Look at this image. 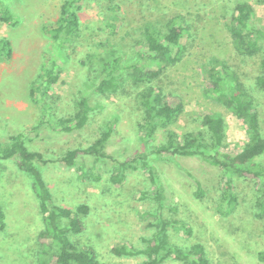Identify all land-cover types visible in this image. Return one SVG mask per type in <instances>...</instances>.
Wrapping results in <instances>:
<instances>
[{
	"label": "rangeland",
	"instance_id": "374dc122",
	"mask_svg": "<svg viewBox=\"0 0 264 264\" xmlns=\"http://www.w3.org/2000/svg\"><path fill=\"white\" fill-rule=\"evenodd\" d=\"M62 1L2 0L18 23L10 26L0 22V38L9 40L12 52L8 61L0 60V143L22 134L27 147L43 156L45 164L37 165L52 202L69 209L88 206L87 215L80 216L82 232L70 236L72 244L93 249L100 264L141 263L143 256L117 257L112 249L121 245L136 250L145 247L155 231V190L163 182L167 189L164 217L191 228V236H187L170 226L173 245L187 252L193 243L202 244L209 264H261L255 256L264 251V216H259L258 206L261 183L249 176H234L238 203L222 210L220 169L197 158L157 157L153 150L165 143L166 131L179 137L186 132H206L203 118L214 113L221 114L227 123L228 142L221 151L233 155L246 145L245 126L210 91L208 72L212 68L237 76L260 117L264 134V90L256 83L263 75L259 66L262 54H237L228 31L235 6L243 2L254 7L253 24L264 28V0H84L79 33L58 59L59 81L42 102L30 90L41 81L52 56L50 32ZM177 23L185 29L181 60L167 66L153 63L144 69V76L134 73L129 66L139 65L138 54L147 53L144 26L165 32ZM113 56H120L125 68L120 86L115 93L96 94L93 88ZM149 88L159 91L164 99L179 97L184 110L166 130L144 140L139 129L144 117L140 95ZM84 99L91 108L84 128L57 132L54 124L72 120ZM109 127L112 131L105 153L119 160L145 154L155 184L147 169L128 171L121 187L116 188L109 181L112 168L108 163L94 164L92 157L81 156L77 161L84 165V175L82 170L66 168L60 162L66 152L85 149ZM258 162L264 165V157ZM179 166L200 181L202 197L195 195L193 183ZM38 205L32 177L20 171L13 159L0 161V209L5 223L0 232V264H53L55 245L43 248L38 239L44 229ZM162 264L183 263L170 258Z\"/></svg>",
	"mask_w": 264,
	"mask_h": 264
},
{
	"label": "trees",
	"instance_id": "16d2710c",
	"mask_svg": "<svg viewBox=\"0 0 264 264\" xmlns=\"http://www.w3.org/2000/svg\"><path fill=\"white\" fill-rule=\"evenodd\" d=\"M82 1L84 0H63L59 6L58 19L50 32L53 47L52 56L43 69L41 81L33 90H30V94L39 101L43 102L51 87L59 81L61 70L58 59L71 46L79 33V13ZM254 18V7L247 2L239 3L235 6V14L228 31L237 54L249 57L262 54L259 66L263 75L256 78V83L258 87L264 90V28L254 25ZM17 21L10 8L0 0V22L15 26ZM184 32L185 29L179 23L168 26L165 32L157 27L144 26L143 36L147 53L146 55L138 54L142 62L136 66L131 65L129 68L134 73L144 76V69L153 63L166 66L174 65L183 56L181 39L185 34ZM11 54L9 40L6 37H1L0 60L8 61ZM122 61L120 56L111 57L104 68L103 77L93 88L96 94L105 95L117 91L121 83V74L125 69ZM156 73L150 72L149 74L157 75ZM208 76L211 80L210 91L216 100L245 126L246 145L233 155L223 153L221 150L228 142L227 123L221 114L214 113L205 115L203 118L202 122L206 132H186L182 137H179L173 131H166L165 143L156 146L153 153L157 157L172 160L178 157L197 158L211 167L220 169L223 184L219 204L222 210L232 209L238 203L234 176L244 178L249 176L252 180L259 181L261 183L258 200L259 216L263 217L264 165L260 164L258 160L264 157V134L260 127V117L251 98L234 73L212 68L208 72ZM140 103L144 110V117L139 129L144 134V140L153 137L160 129L166 130L184 110L179 97L172 96L164 99L161 93L153 88H149L140 95ZM90 111L88 100H81L78 103L74 120H58L54 124V129L60 133L81 130L88 121ZM111 131L112 129L109 127L106 131L101 132L96 140L85 149L69 150L60 158V162L66 168L76 167L82 170L84 175L85 167L77 161L81 156L92 157L94 164L108 163L112 168L109 181L116 188L121 187L128 171L147 169L155 184L154 172L149 167L145 154L138 153L132 159L119 160L105 153ZM12 159L20 171L32 177V189L38 198L39 213L42 216L44 226L43 231L38 235V239L43 248L49 247L50 244L55 245L57 251L52 257L53 264H100L93 249L78 248L70 240L71 235L82 232L83 225L80 216L87 215L88 206L79 204L75 209H69L57 206L52 202L48 185L37 165L45 164L43 156L27 147L22 134L9 136L5 144L0 143V161ZM179 169L193 183L195 195L202 197L204 192L200 181L189 169L181 166ZM157 185L155 190V201L157 202L154 215L155 231L151 239L146 241L142 250H136L126 245L116 246L112 249L113 255L117 257L143 256L144 260L139 264H162L170 258L183 264H209L202 244L193 243L185 252L170 241L168 234L170 226L182 231L187 236H191V228L180 220L168 221L164 217L163 211L167 208L165 205L167 189L163 182ZM4 228V215L0 209V232ZM255 256L259 263L264 264V251L257 252Z\"/></svg>",
	"mask_w": 264,
	"mask_h": 264
}]
</instances>
